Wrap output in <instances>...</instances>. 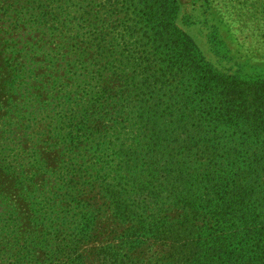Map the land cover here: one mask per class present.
<instances>
[{
    "label": "trees",
    "instance_id": "trees-1",
    "mask_svg": "<svg viewBox=\"0 0 264 264\" xmlns=\"http://www.w3.org/2000/svg\"><path fill=\"white\" fill-rule=\"evenodd\" d=\"M179 9L0 0V264H264V78Z\"/></svg>",
    "mask_w": 264,
    "mask_h": 264
},
{
    "label": "rangeland",
    "instance_id": "rangeland-1",
    "mask_svg": "<svg viewBox=\"0 0 264 264\" xmlns=\"http://www.w3.org/2000/svg\"><path fill=\"white\" fill-rule=\"evenodd\" d=\"M176 1L179 26L206 61L230 73L241 65L247 79L264 78V0Z\"/></svg>",
    "mask_w": 264,
    "mask_h": 264
}]
</instances>
